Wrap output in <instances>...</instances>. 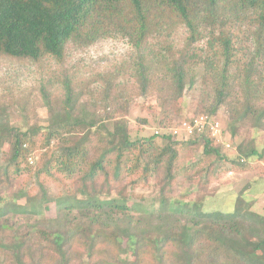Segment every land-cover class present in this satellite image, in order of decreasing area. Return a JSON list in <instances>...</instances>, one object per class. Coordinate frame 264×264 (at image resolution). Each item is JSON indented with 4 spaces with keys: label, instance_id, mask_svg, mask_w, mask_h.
Returning <instances> with one entry per match:
<instances>
[{
    "label": "trees",
    "instance_id": "1",
    "mask_svg": "<svg viewBox=\"0 0 264 264\" xmlns=\"http://www.w3.org/2000/svg\"><path fill=\"white\" fill-rule=\"evenodd\" d=\"M111 38L128 56L80 81L74 53ZM4 60L49 71L39 122L20 127L0 103V264H264V215L241 195L205 212L171 189L182 146L214 157L206 181L264 160L249 136L264 131V0H0ZM194 90V113L224 112L242 138L235 155L208 132L133 135L138 97L170 112Z\"/></svg>",
    "mask_w": 264,
    "mask_h": 264
},
{
    "label": "rangeland",
    "instance_id": "2",
    "mask_svg": "<svg viewBox=\"0 0 264 264\" xmlns=\"http://www.w3.org/2000/svg\"><path fill=\"white\" fill-rule=\"evenodd\" d=\"M129 51L130 47L126 40L111 38L85 51L75 52L68 67L75 70V73L80 76L77 77L80 81H86L91 73L110 67L121 58L127 57ZM44 71L46 73L49 69H38L28 63L19 64L7 60L0 63V103H6L11 107L10 112L14 123L25 129L45 117L46 110L38 90V82ZM196 104L197 91L195 90L187 94L180 110L173 109L170 112L168 110L165 112L156 97H138L129 116L132 133L133 135L138 133L141 136L157 134L159 138L164 134H171L183 120L197 116L194 113ZM24 107L26 111L23 110ZM137 119L145 120L146 124H142ZM217 120L222 128L221 140L232 143L234 146L238 145L242 138L234 135L231 128L227 126L224 112L219 113ZM223 130H225L224 133ZM252 135L258 139L259 151H263L264 131L257 135L249 134V136ZM6 151L7 146L0 150V166ZM225 152L235 155L233 148ZM179 153L177 178L171 189L172 195L180 205L198 204L205 212H233L236 199L241 195L245 201L243 209H250L264 215V160H248L245 164L249 168L246 170L241 167L234 169L229 164H224L219 173L211 172L206 181V170L214 164V157L204 156L200 146L188 148L182 146L179 147ZM136 192L139 194L136 199L138 202L139 198L144 197L150 203L151 198L156 195L152 188L139 187ZM133 208L138 213L142 210L140 205H133Z\"/></svg>",
    "mask_w": 264,
    "mask_h": 264
},
{
    "label": "built area",
    "instance_id": "3",
    "mask_svg": "<svg viewBox=\"0 0 264 264\" xmlns=\"http://www.w3.org/2000/svg\"><path fill=\"white\" fill-rule=\"evenodd\" d=\"M221 124L220 122L210 116H194L183 120L171 134L179 136L184 140L194 138L205 132H208L212 137L221 140ZM225 147L229 150L232 148L231 143L221 140ZM241 162H245L243 159Z\"/></svg>",
    "mask_w": 264,
    "mask_h": 264
}]
</instances>
